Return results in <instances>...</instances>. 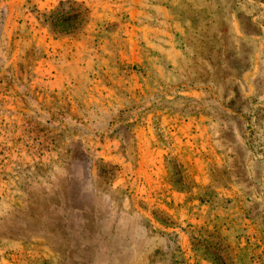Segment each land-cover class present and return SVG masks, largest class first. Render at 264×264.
Here are the masks:
<instances>
[{"label":"rangeland","instance_id":"obj_1","mask_svg":"<svg viewBox=\"0 0 264 264\" xmlns=\"http://www.w3.org/2000/svg\"><path fill=\"white\" fill-rule=\"evenodd\" d=\"M72 159L109 264H264V0H0V207Z\"/></svg>","mask_w":264,"mask_h":264},{"label":"crops","instance_id":"obj_2","mask_svg":"<svg viewBox=\"0 0 264 264\" xmlns=\"http://www.w3.org/2000/svg\"><path fill=\"white\" fill-rule=\"evenodd\" d=\"M74 167L73 159L63 163L46 180L22 187L16 204L0 207V242L42 241L56 264H109L99 197L89 199V178ZM68 185L81 186L72 200Z\"/></svg>","mask_w":264,"mask_h":264},{"label":"trees","instance_id":"obj_3","mask_svg":"<svg viewBox=\"0 0 264 264\" xmlns=\"http://www.w3.org/2000/svg\"><path fill=\"white\" fill-rule=\"evenodd\" d=\"M70 195V194H69ZM70 199L72 200L73 199V197L70 195Z\"/></svg>","mask_w":264,"mask_h":264}]
</instances>
